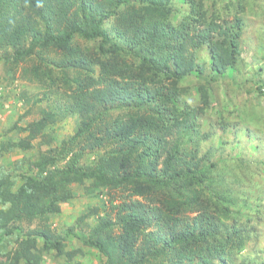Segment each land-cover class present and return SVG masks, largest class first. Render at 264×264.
I'll return each mask as SVG.
<instances>
[{
  "label": "trees",
  "instance_id": "1",
  "mask_svg": "<svg viewBox=\"0 0 264 264\" xmlns=\"http://www.w3.org/2000/svg\"><path fill=\"white\" fill-rule=\"evenodd\" d=\"M23 1L46 28L32 31L24 23H0L1 36L14 49L10 57L18 63L38 52L35 74L39 76L46 65L43 72L50 84L57 81L50 67L58 68L66 88L65 106L80 121L58 152L44 151L36 167L18 174L0 170V253L5 252L11 264H44L46 254L56 264H72L69 255H84L76 248L65 252L67 237L73 234L95 248L103 264H217V259L232 264L247 246L250 222L257 216L254 224L264 226V187L257 191L258 205L244 196L247 190L214 191L220 181L214 177L216 162L204 161L190 147L193 120L204 108L183 105L181 81L203 75L205 65L197 55L203 45L211 55L213 80L226 78L239 59L241 18L215 16L203 0H185V12L173 6V0ZM7 6L13 8L11 0H0V17ZM108 21L112 25L106 27ZM78 37L98 44L82 46ZM48 53L59 59H47ZM211 89L200 84L205 104L211 100ZM253 90L261 106L253 109L264 124V79L255 82ZM235 110L254 131L251 111ZM59 118L52 108L29 125L15 124L9 130H29L34 139ZM7 140L0 141V155L29 146ZM83 141L88 142L81 146ZM88 149L96 150L98 157L94 165L84 166L81 158ZM71 152L67 163L59 165V158ZM237 161L242 169H251L252 163ZM19 178L21 184L9 190ZM89 178L121 194L112 197L119 199L111 203L115 217L98 216L87 235L72 228L65 235L55 233L49 221L62 212V193ZM86 190L96 192L95 187ZM206 190L214 191L218 200ZM238 202L249 213L241 220L234 214L239 222L230 226L223 218ZM192 212L197 214L190 217ZM35 220L39 226L24 228L23 222Z\"/></svg>",
  "mask_w": 264,
  "mask_h": 264
},
{
  "label": "rangeland",
  "instance_id": "2",
  "mask_svg": "<svg viewBox=\"0 0 264 264\" xmlns=\"http://www.w3.org/2000/svg\"><path fill=\"white\" fill-rule=\"evenodd\" d=\"M203 1L215 16L219 15L228 21L237 17L241 18L243 34L236 67L230 68L226 72V78L213 80L211 55L208 47L203 45L197 51L200 63L205 65L203 75L192 74L181 81V86L186 88L183 90V105L185 102L191 107L204 108V111H200L193 120L195 134L190 147L192 151H199L197 155L198 157L204 156V161L216 162L214 177H219L220 181L215 184V192L227 191L232 194V191L247 190L248 194H244V196L250 198L252 205H258L257 191L264 187V124L257 118L259 113L253 109V106L261 107L253 85L264 79V0ZM11 3L13 8L7 6L5 15L0 17V23H10V26H12V22L24 23L32 31L46 28L44 21L23 0H11ZM173 6H177L184 12L189 8V4L185 0H173ZM111 25L112 21L106 22V27ZM76 40L82 46L98 44V41L88 43L79 37ZM13 52V47L6 43L0 31V87L4 89V93L0 97V112H4V115H0V120H2L0 121V141H8L7 139L11 137L15 141L29 145L26 148L4 151L3 155H0V170L5 169L13 174H18L28 171L29 166L36 167L40 163L41 154L44 151L51 149L50 153L58 152L63 140L74 133L80 118L65 106L66 88L62 80L58 78L61 73L58 68L50 67L52 73L57 77V81L50 84L51 79L43 72V68L46 70V65H43L39 76L35 74V67L40 62L38 52L18 63L10 57ZM46 58L59 59V56L48 53ZM70 71L73 73L72 69ZM202 83L212 88L211 100L207 104L202 102L201 98L200 84ZM52 108L59 111L60 118L57 122L48 125L43 136L33 139L29 130L23 132L9 130L15 124L21 127L29 125ZM235 109H241L244 113L251 111L255 125L254 131L250 129L252 124L244 121V115L239 116L240 113H234ZM248 117L251 115L249 114ZM6 130L9 131L8 134ZM250 130L253 131L251 134ZM87 142L83 141L81 146ZM95 151L86 150L81 158V164L84 166L94 165L98 157V152ZM72 153L61 156L58 160L59 165H65ZM238 159L252 163L249 165L252 170L250 168L247 171L242 169ZM18 161L20 162L18 163ZM255 162L258 163L253 166ZM33 173L36 176L41 175L38 171ZM21 181L22 179L19 178L12 185L13 188L11 187L9 190L16 189ZM86 187H95L96 192L89 193ZM214 191L212 193L208 191V193L206 190V193L214 200H218ZM113 195L119 198L121 194L108 191L98 178L82 179L78 183H73L71 190L62 193V212L54 215L49 224L55 233L62 235H65L70 228L76 230L78 235L90 234L99 220L98 216L115 217L111 203H118L119 199L113 201ZM244 200L241 196L240 203H243ZM240 203L238 202L237 207L231 206L229 212L226 213V215L228 214L227 218H223L224 222L230 226L233 225L232 223L237 225L239 222L232 218L234 214L238 215L237 218L240 220V217L247 219L246 214L249 213V210L242 207ZM262 203H264V194ZM196 214L197 212H192L188 215L193 217ZM81 216H85L82 222L79 221ZM257 219L256 216L255 222H250L249 228H246L251 236L247 241V246L234 256L232 264H264V226L261 223L254 224ZM23 225L27 230L39 226V223L35 220L32 223L23 222ZM67 242L68 247L65 248V252L73 248L82 249L84 252V255H69L68 259L72 264H103V256L95 248L83 245L75 235H69ZM2 244L0 239V247L3 246ZM45 259L44 264H56V260L51 254H46ZM216 263L226 264L220 259H217ZM0 264H11L5 252L0 253ZM19 264L25 263L21 261Z\"/></svg>",
  "mask_w": 264,
  "mask_h": 264
},
{
  "label": "built area",
  "instance_id": "3",
  "mask_svg": "<svg viewBox=\"0 0 264 264\" xmlns=\"http://www.w3.org/2000/svg\"><path fill=\"white\" fill-rule=\"evenodd\" d=\"M3 93H4V89L0 87V97L3 95Z\"/></svg>",
  "mask_w": 264,
  "mask_h": 264
},
{
  "label": "crops",
  "instance_id": "4",
  "mask_svg": "<svg viewBox=\"0 0 264 264\" xmlns=\"http://www.w3.org/2000/svg\"><path fill=\"white\" fill-rule=\"evenodd\" d=\"M0 113H1V114H0L1 116L4 115V112H0ZM0 121H2V120H0Z\"/></svg>",
  "mask_w": 264,
  "mask_h": 264
}]
</instances>
